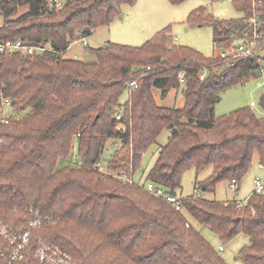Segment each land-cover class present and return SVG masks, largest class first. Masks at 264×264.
Masks as SVG:
<instances>
[{
	"label": "trees",
	"instance_id": "1",
	"mask_svg": "<svg viewBox=\"0 0 264 264\" xmlns=\"http://www.w3.org/2000/svg\"><path fill=\"white\" fill-rule=\"evenodd\" d=\"M136 1L63 0L56 11L48 0H0V43L19 39L54 50L33 57L0 53V113L5 100L12 110L0 122V220L23 233L37 212L34 238L58 246L74 264H227L189 216L221 245L246 235L239 259L264 264V194L252 192L240 207L206 198L219 184L237 187L255 155L264 165V91L260 115L249 107L213 116L223 91L259 73L260 51L249 59L220 57L245 38L253 0L233 1L242 14L235 20L214 19L205 8L188 14L186 24L211 27L213 57L173 44L169 27L141 47L88 49L95 63L64 57L83 30L108 26ZM185 1L168 0L172 6ZM130 81L136 88L127 93ZM172 91L181 94L182 106L161 104ZM118 112L123 134L116 130ZM164 130L169 136L145 180L177 197L178 211L117 178L141 170L143 155ZM108 141L118 148L100 171ZM208 167V176L194 182L197 195H177L185 173Z\"/></svg>",
	"mask_w": 264,
	"mask_h": 264
},
{
	"label": "rangeland",
	"instance_id": "2",
	"mask_svg": "<svg viewBox=\"0 0 264 264\" xmlns=\"http://www.w3.org/2000/svg\"><path fill=\"white\" fill-rule=\"evenodd\" d=\"M234 0H187L180 5H171L168 0H137L135 4L122 6L121 15L114 18L111 24L105 27L97 28L89 35L83 37V41L73 43L65 52L64 57L82 60L86 63H95L96 58L88 53L89 50L103 47L108 43L118 44L122 46L141 47L149 41L160 30L167 27L170 28L171 40L173 44L191 48L203 55L204 57H213L218 55V50L212 41V29L210 26L204 25H188L186 19L188 14L197 9L205 8L206 13L214 19L235 20L241 18L242 14L233 7ZM23 9H21L22 11ZM259 73H255L250 79L236 87L229 88L221 93L217 103L214 106L213 116L222 117L239 108H249L253 104L252 111L260 115L258 107L259 97L264 91V49L260 51ZM175 94V95H174ZM127 99L124 93L120 97V101ZM166 107L182 106L178 91L168 93L163 100L160 101ZM12 110L5 108L4 115H11ZM169 136L168 131H162L158 137L156 144L150 147L149 151L142 157L140 171L133 175V180L140 186H146V174L154 165L158 148L164 145ZM114 143L116 141H108L100 155L99 166L106 170L108 164L113 163L111 159L114 153ZM76 152L74 153V155ZM211 171L208 167L199 172L194 170L185 173L182 176L181 188L177 195L188 197L193 195L194 182L204 180ZM259 179L264 185V165L257 161L256 155L253 159V165L248 173L240 181L236 189H230L228 184H219L214 193H209L206 198L214 199L219 202L232 201L241 202L248 198L253 192V182ZM264 194V188H263ZM197 195V194H196ZM246 202H243L244 205ZM187 219L193 227H195L202 238L209 243L218 253L219 256L227 264H243L239 259L241 249L249 245V239L246 235L241 234L229 243L221 245L217 237L207 228L198 225L189 216ZM7 225V224H6ZM32 228L30 232V241L35 243L39 238L35 239ZM51 244L49 241L42 240ZM37 244V242H36ZM222 247V251H218V247ZM33 252L27 255L26 259L33 257ZM25 261H23L24 263ZM33 262L37 264L34 260ZM20 263V264H23ZM7 264V263H6Z\"/></svg>",
	"mask_w": 264,
	"mask_h": 264
},
{
	"label": "built area",
	"instance_id": "3",
	"mask_svg": "<svg viewBox=\"0 0 264 264\" xmlns=\"http://www.w3.org/2000/svg\"><path fill=\"white\" fill-rule=\"evenodd\" d=\"M63 0H48V6L58 11L62 8ZM253 11L250 17L246 19L247 30L246 36L244 39H241L235 42L233 50L230 53L226 51L220 52V57L225 60H234L236 58L240 59H249L258 54L259 51L264 49V31H262V22L260 21L262 11L264 10V1L262 0H253L252 2ZM83 41V37L75 40L74 43ZM21 53L26 56L33 57L34 55H42L54 50L48 44H30L22 40H17L14 42L4 41L0 43V53ZM204 75H200L199 79L202 80ZM264 84V79H263ZM136 88L135 81H130L127 84V93ZM3 110L0 113V122L5 124L7 123V116L4 115V110L9 106V102L5 100L2 103ZM251 104L250 108H253ZM115 119L118 121L116 130L119 134H123L126 129V124L122 122L121 114L118 112L115 115ZM114 147L118 148V143H114ZM98 170L104 171L99 165ZM124 183L129 185L134 184L133 173L127 175L125 172L117 175ZM230 189L236 188L235 181H231L228 184ZM264 185L259 179H255L253 182V193H263ZM144 191L148 194L166 201L170 204L174 210H180V201L177 197L167 194L163 189L161 190L153 183H147L143 187ZM198 191L195 190L193 194H197ZM241 202H237V206L240 207ZM33 220L29 223V228L23 233L16 232L9 225H6L2 220H0V256L3 257L7 264H20L26 260V256L33 254L32 260L37 264H74L72 259L64 253L56 245L46 243L39 238L36 244L30 241V232L32 228H35L39 225L40 216L37 212H32ZM218 251H222V247H218ZM25 263V262H24ZM23 263V264H24Z\"/></svg>",
	"mask_w": 264,
	"mask_h": 264
},
{
	"label": "water",
	"instance_id": "4",
	"mask_svg": "<svg viewBox=\"0 0 264 264\" xmlns=\"http://www.w3.org/2000/svg\"><path fill=\"white\" fill-rule=\"evenodd\" d=\"M90 33H91V31L88 30V29L82 31V34H83V35H89ZM104 47L106 48L107 45H105ZM257 73H258V72L256 71V74H257Z\"/></svg>",
	"mask_w": 264,
	"mask_h": 264
},
{
	"label": "crops",
	"instance_id": "5",
	"mask_svg": "<svg viewBox=\"0 0 264 264\" xmlns=\"http://www.w3.org/2000/svg\"><path fill=\"white\" fill-rule=\"evenodd\" d=\"M174 95H175V94H174ZM178 95H179V98L182 99L181 94H178ZM124 101H125V100H124ZM124 101H120V103L123 104ZM156 102L160 105V102L157 100V98H156ZM181 102H182V100H181ZM182 105H183V103H182ZM226 185H227V184H226ZM236 188H237V187H236ZM236 188H235V189H236ZM213 193H214V192H213ZM246 199H247V198H246ZM246 199H245V200H246ZM245 200H243V201H245ZM243 201H242V202H243Z\"/></svg>",
	"mask_w": 264,
	"mask_h": 264
}]
</instances>
